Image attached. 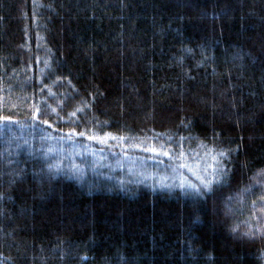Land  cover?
<instances>
[{
    "label": "trees",
    "instance_id": "16d2710c",
    "mask_svg": "<svg viewBox=\"0 0 264 264\" xmlns=\"http://www.w3.org/2000/svg\"><path fill=\"white\" fill-rule=\"evenodd\" d=\"M86 144L218 173L84 183ZM0 264H264V0H0Z\"/></svg>",
    "mask_w": 264,
    "mask_h": 264
},
{
    "label": "rangeland",
    "instance_id": "374dc122",
    "mask_svg": "<svg viewBox=\"0 0 264 264\" xmlns=\"http://www.w3.org/2000/svg\"><path fill=\"white\" fill-rule=\"evenodd\" d=\"M99 145L107 146L104 143H99ZM111 147L114 148L112 145ZM57 150H62V152L57 153L58 157L67 161V167L65 168L71 169V173L79 176L84 183L103 182L104 184H110L114 181L125 188H133L140 184L153 188L155 186L172 188L186 186L190 188L188 174L193 177L194 174L198 173L201 176V171H206L205 175L200 178L205 183V181H213L218 173L217 164L211 162V164L207 163V166L204 162H196L201 160L198 157L193 159L195 162L186 160L174 164L175 171L178 170V174L171 171L156 172L142 166L141 159L130 156L127 151L132 149L129 146H119L118 150L121 153L113 152L114 159H110L108 155L100 154V151L105 149H97L90 144H86L84 148L77 146L68 148L60 145ZM142 151L137 149V152L141 154L140 156L146 153L150 159L156 158V154L152 151L144 150V153ZM118 154L121 156H117Z\"/></svg>",
    "mask_w": 264,
    "mask_h": 264
}]
</instances>
